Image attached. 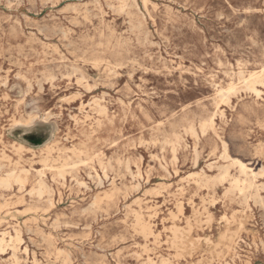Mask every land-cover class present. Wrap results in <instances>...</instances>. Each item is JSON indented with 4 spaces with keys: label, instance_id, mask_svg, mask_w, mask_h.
<instances>
[{
    "label": "rangeland",
    "instance_id": "obj_1",
    "mask_svg": "<svg viewBox=\"0 0 264 264\" xmlns=\"http://www.w3.org/2000/svg\"><path fill=\"white\" fill-rule=\"evenodd\" d=\"M263 67L264 0H0V264H264Z\"/></svg>",
    "mask_w": 264,
    "mask_h": 264
},
{
    "label": "bare ground",
    "instance_id": "obj_2",
    "mask_svg": "<svg viewBox=\"0 0 264 264\" xmlns=\"http://www.w3.org/2000/svg\"><path fill=\"white\" fill-rule=\"evenodd\" d=\"M100 45H101V43H100ZM264 68V67H263ZM263 74V72H261V75ZM256 77V76H255ZM260 77V76H259ZM260 78H257V80H259ZM263 82V81H262ZM263 84V83H262ZM253 85V84H252ZM245 90V89H244ZM247 90V89H246ZM263 93V92H262ZM259 94V93H258ZM257 94V95H258ZM219 106V105H218ZM224 115V114H223ZM51 124V123H50ZM51 137V136H50ZM221 140V139H220ZM224 146V145H223ZM172 152H173V150H172ZM176 157V156H175ZM221 158V157H220ZM227 160V159H226ZM239 164H240V166H241V169H242V172L243 173H245V174H249L250 172L248 171V168H247V166L246 165H244L243 163H241V162H238ZM236 167V166H235ZM250 169V168H249ZM252 171V170H251ZM254 173V172H253ZM192 174V173H191ZM255 174V173H254ZM12 179H16V181L17 182H21L20 180H19V178L18 177H15L14 176V174H9L8 175V177L7 178H5V179H1L0 180V187H4V186H6V187H8L9 185H10V183H11V180ZM43 187H39V189H38V193L39 194H41V193H43ZM230 190V189H229ZM239 191H240V189H239ZM243 192V191H242ZM242 192H240V193H242ZM226 193V192H225ZM228 194V193H227ZM136 214L138 215L139 213H137L136 212ZM21 215V214H20ZM147 224H149V223H147ZM148 229H151V228H149V227H145V230H148ZM138 231V230H137ZM149 231V230H148ZM147 231V232H148ZM139 233H142V232H139ZM145 235V234H144ZM2 242L4 241V238L1 240ZM194 246V245H193ZM217 252V251H216ZM236 252V251H235ZM218 253H220V251L218 252ZM218 253H217V255H218ZM221 254V253H220ZM219 254V255H220ZM227 256V255H226ZM247 257V256H246ZM199 262H197V264H198ZM201 264V263H200ZM221 264V263H220Z\"/></svg>",
    "mask_w": 264,
    "mask_h": 264
}]
</instances>
